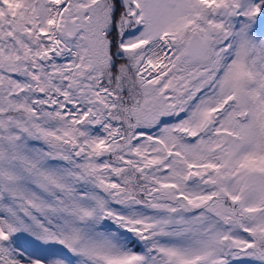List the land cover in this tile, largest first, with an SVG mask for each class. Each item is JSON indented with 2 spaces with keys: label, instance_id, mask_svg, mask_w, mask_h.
<instances>
[{
  "label": "snow or ice",
  "instance_id": "obj_1",
  "mask_svg": "<svg viewBox=\"0 0 264 264\" xmlns=\"http://www.w3.org/2000/svg\"><path fill=\"white\" fill-rule=\"evenodd\" d=\"M0 264H264V0H0Z\"/></svg>",
  "mask_w": 264,
  "mask_h": 264
}]
</instances>
